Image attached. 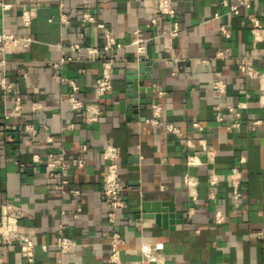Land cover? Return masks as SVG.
<instances>
[{"label":"crops","instance_id":"1","mask_svg":"<svg viewBox=\"0 0 264 264\" xmlns=\"http://www.w3.org/2000/svg\"><path fill=\"white\" fill-rule=\"evenodd\" d=\"M3 1L10 6L0 8V32L31 35L35 41L6 53L0 49V198L21 214L15 217L0 202V226L28 234L34 256L28 259L19 239L0 235V264H115L109 260L113 230L123 238L120 257L132 264H264V96L261 80L243 75L238 66L248 60L264 70V30L254 42L245 11L229 12L238 0H174L182 30L171 46L161 35L170 20L154 2ZM31 7L36 15L24 27L21 13ZM86 9L123 44L106 52L115 60L113 87L102 96L95 81L104 40L99 28L82 24ZM252 9L264 20V0H254ZM62 12L69 24L60 21ZM135 36L144 38L142 50L130 45ZM219 50H227V56L217 57ZM141 61L149 77L139 79V86L150 89L133 97L129 77ZM56 72L78 83V98L100 108L97 121L89 122L83 109L72 110L71 86L58 82ZM216 72L226 83L225 93L212 87ZM2 80L11 84L8 94ZM17 98L23 103L19 112ZM155 101L163 105L156 126L148 121ZM169 122L177 133L167 130ZM27 124L32 128L25 130ZM108 144L121 150L124 183V206L115 222L107 218L101 193ZM210 148L212 158L206 153ZM62 151L68 183L59 191L51 188L53 170L42 162ZM193 153L199 163L189 166L186 159ZM75 158H81V166L73 165ZM234 169L240 173L238 199L230 180ZM186 173L196 179L194 191ZM213 174L217 179L211 185ZM144 199L172 201L173 223L158 225L137 213ZM60 224L77 240L66 252L54 246Z\"/></svg>","mask_w":264,"mask_h":264},{"label":"built area","instance_id":"2","mask_svg":"<svg viewBox=\"0 0 264 264\" xmlns=\"http://www.w3.org/2000/svg\"><path fill=\"white\" fill-rule=\"evenodd\" d=\"M140 2H154L156 4V8L158 13L165 16L168 20H170L171 27L170 29L163 31L161 35L165 38L167 44L171 46L173 40L179 36L182 28L180 25L179 20L176 18L177 8L175 6L174 0H137ZM254 0H238L235 3L230 4L229 12L234 15H239L242 10L245 11L246 19L250 24V32L253 36L254 42L261 40L262 32L264 30V20L252 9ZM223 3L228 4V0H223ZM36 5H39L37 2ZM10 6L9 3L0 0V8L5 9ZM36 15V8H26L21 13V21L24 27H29L31 22ZM219 15L216 14V17ZM52 20V18H51ZM60 21L64 24H69V18L65 13L60 14ZM155 21V18H153ZM82 24L84 26L87 25H94L101 30L102 38L104 40L102 46V52L100 54L101 60V73L96 78L95 81V90L98 96L104 95L106 92L110 91L113 87V72H114V62L115 60L112 57H109L106 52L113 51L115 49L121 48L123 44L118 41L117 37L113 33V31L109 28V26L102 21H98L94 14L86 9L82 13ZM223 32L226 35H229L226 28L222 27ZM35 41L31 35H23L17 34L14 32H0V49L2 52L6 53L7 51L13 49L16 46H29L32 42ZM143 41L144 38L140 36H135L130 45H135L137 49H143ZM74 49L79 48L78 44L73 46ZM227 50H219L216 53L217 57H226ZM71 57L68 56L67 58H62L60 61L52 62L53 67H57L59 63L64 62L66 60H70ZM2 63L5 62L4 59L1 60ZM239 69L241 73L245 76L250 77H258L261 80V91L264 96V70H259L256 68L251 62L248 60H243L239 64ZM55 79L58 82L68 83L71 86V93L68 96V101L72 110H79L83 109L87 112V120L89 122H95L98 120V117L101 113L100 108L91 102H87L83 99L77 97V92L79 90L78 83L69 77H66L59 72L54 74ZM3 86L8 94L11 89V84H7L2 80ZM212 87L217 90L219 93L226 92V83L221 78L220 72L215 73V77L212 81ZM23 103L20 98L16 99V104L14 110L19 112L22 109ZM151 115L148 119L149 123L156 126L161 123V116L163 112V105L160 101H155L151 104ZM10 114H6L5 117L9 118ZM219 118V115H218ZM195 126L201 127L199 122L193 123ZM238 124V121L233 123V125ZM8 127V126H6ZM32 125H25V130L31 129ZM166 128L169 132L177 133L178 128L172 124L167 123ZM53 139L51 134H47L46 140L51 141ZM84 148H86L84 146ZM207 155L212 158L213 150L206 149ZM121 155V150L118 146L113 144H108L103 150V156L108 160V164L106 170L102 176V183H101V193L103 195L106 208H107V218L110 222H115L117 214L119 210L124 206V201L121 197V192L124 188L123 180L119 174V159ZM33 159L36 162H42L40 155L38 153L33 154ZM49 170H53L50 173L52 178L51 188L53 190L64 191L65 185L68 183V180L65 178L66 169L68 167V162L65 159L64 152L62 151L58 155H54L50 153L48 158L42 162ZM73 165L81 166L82 160L81 158H75L72 160ZM199 163L198 156L196 154H189L186 159V164L189 166L196 165ZM55 171V172H54ZM216 174H213L209 178V182L213 185L216 182ZM184 180L188 186L190 191L195 190L196 179L193 175L186 173L184 175ZM230 180L233 184V193L235 199H238L241 195V191L239 188L240 182V173L237 169H234L233 172L230 174ZM71 191L73 193H79V190L76 188H72ZM0 202H3L6 209L11 212L12 215L15 217H19L20 211L16 210L12 203L7 202L6 200H2L0 198ZM64 224H60L58 227L57 236L54 242V246L60 252H66L71 249L73 246L77 244V240L74 237L68 236L64 231ZM0 235L6 241H11L13 239H19L21 241L22 250L25 252L26 256L30 261L33 260L34 256V243L31 237L23 232H20L14 228L7 227V226H0ZM110 244L111 250L109 253V260L114 262L115 264H132L131 262L124 261L120 257V243L123 241L121 234L113 230L110 233ZM135 264V263H133Z\"/></svg>","mask_w":264,"mask_h":264},{"label":"water","instance_id":"3","mask_svg":"<svg viewBox=\"0 0 264 264\" xmlns=\"http://www.w3.org/2000/svg\"><path fill=\"white\" fill-rule=\"evenodd\" d=\"M147 71V63L144 61H141L138 65V70L137 74L136 72L134 73V76L129 77L131 79V84L134 87V91L132 96L137 97L139 94L137 91H143L144 89L146 91H149L150 88H145L143 85L139 86V79H145L149 77L148 74H146ZM152 100H145L141 101V103L144 105V103L151 102ZM143 107V106H142ZM133 159H136V156L133 157ZM168 206V207H166ZM174 205L171 202H164V201H159V200H141L139 207L136 208L137 213H142L143 217H150L154 218L155 222L158 225L162 226H167V221L170 223H173V216L174 214ZM178 219L176 220L177 222H180V214H176ZM170 219V220H169Z\"/></svg>","mask_w":264,"mask_h":264}]
</instances>
